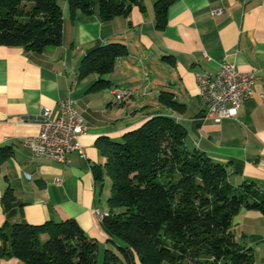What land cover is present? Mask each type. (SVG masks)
<instances>
[{
    "label": "crops",
    "instance_id": "crops-1",
    "mask_svg": "<svg viewBox=\"0 0 264 264\" xmlns=\"http://www.w3.org/2000/svg\"><path fill=\"white\" fill-rule=\"evenodd\" d=\"M156 1L144 0V10L135 6L127 17L107 23L96 15L71 18L63 5L60 46L37 53L0 45V230L7 223L41 225L72 218L97 240L96 264H103L107 249L119 253L120 242L103 228L111 184L107 176L102 182L94 176L93 168L105 164L98 142L119 141L159 112L184 124L191 150L226 164L234 186L253 181L264 190V0H177L168 8L164 29L156 26ZM218 10L223 13L216 14ZM111 43L126 45L128 55L104 77L110 88L91 91L100 76L80 79V64L88 52ZM223 62L243 72L255 70L256 81L253 97L236 118L216 121L206 116L196 75L216 74ZM114 88L130 95L118 103ZM163 91L173 93L187 112L162 105ZM67 98L85 116L88 132L80 141L87 159L73 153L70 164L37 160L24 139L39 133L44 107L58 116V102ZM9 189L16 200L6 211L3 196ZM232 229L236 240L252 249L253 264H264V213L242 208ZM0 264L27 263L0 255Z\"/></svg>",
    "mask_w": 264,
    "mask_h": 264
},
{
    "label": "trees",
    "instance_id": "trees-1",
    "mask_svg": "<svg viewBox=\"0 0 264 264\" xmlns=\"http://www.w3.org/2000/svg\"><path fill=\"white\" fill-rule=\"evenodd\" d=\"M62 0H0V45L42 53L63 40ZM71 18L78 13L96 15L103 23L127 17L144 0H63ZM157 0L156 26L164 29L171 4ZM128 55L122 43H111L88 52L79 67V78L97 74L91 91L110 88L104 78L119 58ZM162 105L179 114L187 106L173 93L163 91ZM188 131L172 115L153 113L119 141L102 138L98 146L105 158L94 167L95 179H111L110 212L103 228L119 253L107 249L103 264H253L251 248L236 240L233 219L242 208L264 213V190L255 182L234 186L227 165L187 145ZM16 196H3L6 211ZM47 238L42 242V236ZM3 258L27 264H96L98 242L75 219L7 223L0 230Z\"/></svg>",
    "mask_w": 264,
    "mask_h": 264
},
{
    "label": "built area",
    "instance_id": "built-area-1",
    "mask_svg": "<svg viewBox=\"0 0 264 264\" xmlns=\"http://www.w3.org/2000/svg\"><path fill=\"white\" fill-rule=\"evenodd\" d=\"M222 14V10L215 12ZM198 97L206 106V116L221 121L236 118L246 101L254 95L256 71H240L234 63L223 62L216 74L196 75ZM118 103L130 95L126 89L112 90ZM55 110L44 107L38 123L39 133L24 139L23 145L37 160L71 163V155L78 153L87 159L80 138L88 132L85 116L73 98L60 100ZM102 217V215H101Z\"/></svg>",
    "mask_w": 264,
    "mask_h": 264
},
{
    "label": "rangeland",
    "instance_id": "rangeland-1",
    "mask_svg": "<svg viewBox=\"0 0 264 264\" xmlns=\"http://www.w3.org/2000/svg\"><path fill=\"white\" fill-rule=\"evenodd\" d=\"M60 3H61L62 6H63V5H66V6H67V3H66L65 1H63V0L60 1ZM109 179H110V178H109ZM109 181H110V184H111V179H110ZM109 188H110V187H109ZM46 238H47V237H45V238L42 237V242H44V241L46 240Z\"/></svg>",
    "mask_w": 264,
    "mask_h": 264
}]
</instances>
